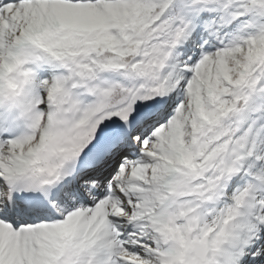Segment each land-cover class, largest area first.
Masks as SVG:
<instances>
[{
    "label": "snow or ice",
    "instance_id": "6c2138e0",
    "mask_svg": "<svg viewBox=\"0 0 264 264\" xmlns=\"http://www.w3.org/2000/svg\"><path fill=\"white\" fill-rule=\"evenodd\" d=\"M0 264H264V0H0Z\"/></svg>",
    "mask_w": 264,
    "mask_h": 264
}]
</instances>
